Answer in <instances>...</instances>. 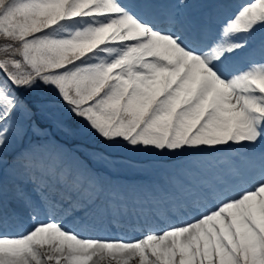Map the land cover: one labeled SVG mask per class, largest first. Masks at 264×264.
<instances>
[{
  "label": "snow or ice",
  "instance_id": "6c2138e0",
  "mask_svg": "<svg viewBox=\"0 0 264 264\" xmlns=\"http://www.w3.org/2000/svg\"><path fill=\"white\" fill-rule=\"evenodd\" d=\"M70 122L180 159L106 184L42 142ZM105 259L264 264V0H0V264Z\"/></svg>",
  "mask_w": 264,
  "mask_h": 264
},
{
  "label": "rangeland",
  "instance_id": "374dc122",
  "mask_svg": "<svg viewBox=\"0 0 264 264\" xmlns=\"http://www.w3.org/2000/svg\"><path fill=\"white\" fill-rule=\"evenodd\" d=\"M69 126L72 127V129H73V135L72 136H65V134L60 135V132L57 131L55 128H49L50 136L52 134L54 138L62 139L63 145H65L66 147H68L70 149H79L81 147H77L79 145L75 144L74 141H72V138H75L74 136L76 135L75 130L70 123H69ZM80 135H81V133H80ZM83 135L86 136V134H83ZM43 140L44 139L42 138V142H45ZM127 151H128V149H124V147H120V148H111L110 152L105 153L103 151V149H101L100 146H98L97 148H94L92 150L90 149V152L88 155L87 154L76 155V156L74 155L73 156L74 158L69 160L68 163L71 164L73 168L79 169V170L83 171L85 174H87L88 170L90 172L92 171L94 173H97L95 168H94L95 170L90 168L91 166L95 167V166L99 165L98 167H102V169L108 168L110 172H108V175H105V176H107V178H110L112 181H114L115 176L112 175L111 170H113V168L116 167L117 165L121 166L120 168L131 167V166L138 167L139 161H145L146 164L147 163L148 164L149 163L150 164H159L160 160H162L163 157H170V160L173 158L177 159L175 161L171 160L170 161L171 163H176L180 159L179 157H173L169 154H162V153L157 157L153 156L155 153H160L158 151L153 152V153L149 152L145 156H144V151H143L142 155H136L135 152L125 154ZM95 153H103L105 159L97 158L94 155ZM123 156H125V157H123ZM133 159H137L138 161H132ZM85 163H86V165H85ZM79 164L85 165L84 168H83V166H79ZM96 177H98V173H97ZM115 181L113 182L114 184H115ZM151 184L152 183H147V186H150ZM142 185L143 184H139L138 186H142Z\"/></svg>",
  "mask_w": 264,
  "mask_h": 264
},
{
  "label": "bare ground",
  "instance_id": "6f19581e",
  "mask_svg": "<svg viewBox=\"0 0 264 264\" xmlns=\"http://www.w3.org/2000/svg\"><path fill=\"white\" fill-rule=\"evenodd\" d=\"M104 183H106V184H111V185H115L113 182L114 181H112L111 179H103L102 180ZM163 181L164 180H162L161 182H159V183H163ZM124 190H131V189H124ZM69 219H71V217L69 218ZM24 221H26L24 224H27L28 223V221H27V217H24ZM108 221H106L105 223L103 222V224H102V227H101V229L99 230V232L98 233H93V235L95 236V235H99V236H101V237H106V233H107V231H108ZM24 229H21L20 231H23ZM16 231H18V228L16 229ZM19 232V231H18ZM138 238H140V237H137V238H135V239H138ZM104 264H108V261H107V259H105V261H104Z\"/></svg>",
  "mask_w": 264,
  "mask_h": 264
}]
</instances>
